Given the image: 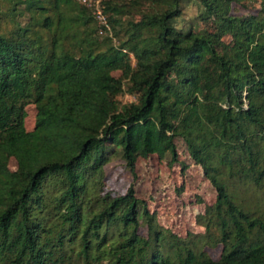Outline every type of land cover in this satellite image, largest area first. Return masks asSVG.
<instances>
[{
	"label": "trees",
	"instance_id": "obj_1",
	"mask_svg": "<svg viewBox=\"0 0 264 264\" xmlns=\"http://www.w3.org/2000/svg\"><path fill=\"white\" fill-rule=\"evenodd\" d=\"M187 1L104 0L102 36L76 0H0V264H264V0L247 15L195 0L202 28L177 24ZM176 138L216 189L204 233L184 238L133 186L98 192L112 156L175 162Z\"/></svg>",
	"mask_w": 264,
	"mask_h": 264
},
{
	"label": "rangeland",
	"instance_id": "obj_2",
	"mask_svg": "<svg viewBox=\"0 0 264 264\" xmlns=\"http://www.w3.org/2000/svg\"><path fill=\"white\" fill-rule=\"evenodd\" d=\"M114 3H132L133 0H111ZM155 5L147 1L145 10H151ZM6 7V6H5ZM259 8V1L242 0V2L231 3V13L235 15H247L254 13ZM199 12V4L195 0H188L182 11V16L177 20L178 25L186 26L190 23L197 24L200 28L204 26L201 21L196 20ZM138 19V14L122 15V20H128V17ZM27 20V16L18 17L17 21L22 24ZM108 20V19H107ZM109 28L100 26L96 21L98 32L102 35H113L111 25ZM2 30L13 28L9 19L0 22ZM104 28V29H103ZM106 28V29H105ZM118 26L115 27V30ZM125 38L123 32L118 36L112 37V43L119 45ZM130 60L134 64V58L129 53ZM113 75L119 77L120 71H114ZM122 104L132 102L136 97L126 88L118 96ZM25 129L30 131L35 126L36 107L34 104L25 106ZM178 161L171 162L169 154L159 156L150 155L146 158L138 157L134 170L131 171L126 165L124 159L119 156H112L103 165V175L101 183L98 186V192L101 195H122L126 193L130 186H133L137 198L144 201L149 212L159 227L169 229L184 238L192 235H201L204 233L203 215L206 206L212 205L216 199V189L203 172L200 165L194 162L189 156L186 144L182 138L175 139ZM9 167L14 170L16 162L10 160ZM140 233L146 234V227L142 224ZM205 251L213 258L218 259L222 246L205 245Z\"/></svg>",
	"mask_w": 264,
	"mask_h": 264
},
{
	"label": "built area",
	"instance_id": "obj_3",
	"mask_svg": "<svg viewBox=\"0 0 264 264\" xmlns=\"http://www.w3.org/2000/svg\"><path fill=\"white\" fill-rule=\"evenodd\" d=\"M88 8L100 26L109 28L107 16L104 10V0H76Z\"/></svg>",
	"mask_w": 264,
	"mask_h": 264
}]
</instances>
